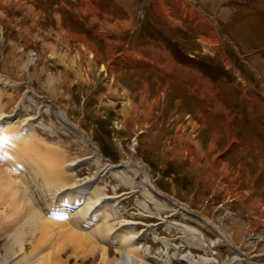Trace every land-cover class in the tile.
<instances>
[{"label":"rangeland","instance_id":"374dc122","mask_svg":"<svg viewBox=\"0 0 264 264\" xmlns=\"http://www.w3.org/2000/svg\"><path fill=\"white\" fill-rule=\"evenodd\" d=\"M97 1L0 0V111L11 120L7 127L29 119L31 137L75 160L65 189L94 186L117 199L114 232L122 230L118 222L133 223L149 250L146 263L162 264L164 239L171 264H188L173 256V246L197 261L264 264L263 75L238 70L233 62L242 60L231 43L230 70L218 61L211 70L176 75L126 61L128 51L146 55L140 26L126 27L123 12ZM228 3L241 15L235 12L223 34L252 40L263 53L264 0ZM135 16L137 24L140 12ZM6 243L0 238V254ZM115 247L106 246L107 264L125 261ZM63 249L61 264H105L99 251L75 259ZM235 255L240 260L232 262Z\"/></svg>","mask_w":264,"mask_h":264},{"label":"bare ground","instance_id":"6f19581e","mask_svg":"<svg viewBox=\"0 0 264 264\" xmlns=\"http://www.w3.org/2000/svg\"><path fill=\"white\" fill-rule=\"evenodd\" d=\"M1 114L0 111V238L7 239V243L4 253L0 254V264H61L62 248L69 250L75 259L99 251L101 262L107 264L106 246L112 242L117 253L126 256L125 261L115 264H148L145 259L149 250L141 246L133 223L118 222L122 230L114 232L115 225L111 220L119 214L114 208L117 199L107 198L94 186L65 189L70 184L75 160H67L60 149L41 138L31 137L29 119L18 123L20 125L13 123L9 130L7 126L11 120H3ZM135 144L134 140L133 146ZM99 159L94 157L92 163L99 166ZM129 163L128 159L122 166ZM138 168L144 171L143 167ZM103 174L111 172L107 169ZM145 197L151 200L149 196ZM44 206L52 209L49 212H54L60 223L50 222ZM140 207L145 210L144 205ZM213 229L221 234L219 229ZM159 241L165 248L162 264H171L167 252L171 245L164 239ZM200 247L207 252L205 245L200 243ZM172 248L175 250L173 256L185 259L188 264L218 263L213 257H202L197 261L191 254L181 255L179 246ZM239 260L236 255L232 258V262Z\"/></svg>","mask_w":264,"mask_h":264},{"label":"crops","instance_id":"0c3cea01","mask_svg":"<svg viewBox=\"0 0 264 264\" xmlns=\"http://www.w3.org/2000/svg\"><path fill=\"white\" fill-rule=\"evenodd\" d=\"M91 1L98 2L77 0L78 4L84 5ZM164 1L106 0V10L124 13L126 27L133 29L140 26V48L146 55L136 53L134 56L132 51H128L124 60L143 67L154 65L157 70H172L176 75L180 70H211L220 61L224 70H230L233 65L242 70L243 65L255 70L260 78L261 75L264 77V52L257 53L258 50L251 45L252 40L243 42L237 36L232 40L226 33L223 34L222 30L236 19L238 12L234 11L235 4L230 5L228 0H193V3L191 0ZM137 11L141 16L135 24ZM227 43L235 46L242 62H233L232 65L230 54L226 51ZM205 79L209 80L206 75ZM196 81L203 84L200 77Z\"/></svg>","mask_w":264,"mask_h":264},{"label":"water","instance_id":"95a60500","mask_svg":"<svg viewBox=\"0 0 264 264\" xmlns=\"http://www.w3.org/2000/svg\"><path fill=\"white\" fill-rule=\"evenodd\" d=\"M116 167H119V166H116Z\"/></svg>","mask_w":264,"mask_h":264}]
</instances>
